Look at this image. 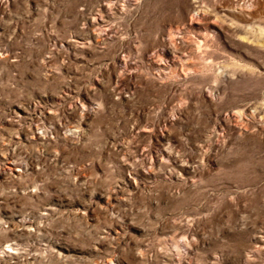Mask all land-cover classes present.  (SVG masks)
<instances>
[{
  "label": "rangeland",
  "instance_id": "rangeland-1",
  "mask_svg": "<svg viewBox=\"0 0 264 264\" xmlns=\"http://www.w3.org/2000/svg\"><path fill=\"white\" fill-rule=\"evenodd\" d=\"M0 264H264V0H0Z\"/></svg>",
  "mask_w": 264,
  "mask_h": 264
},
{
  "label": "bare ground",
  "instance_id": "bare-ground-1",
  "mask_svg": "<svg viewBox=\"0 0 264 264\" xmlns=\"http://www.w3.org/2000/svg\"><path fill=\"white\" fill-rule=\"evenodd\" d=\"M191 22H193V19H191ZM169 42L174 43V37L173 35H170L168 38Z\"/></svg>",
  "mask_w": 264,
  "mask_h": 264
}]
</instances>
